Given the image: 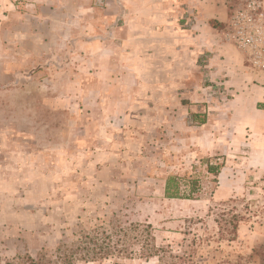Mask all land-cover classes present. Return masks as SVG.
Here are the masks:
<instances>
[{"label":"rangeland","instance_id":"374dc122","mask_svg":"<svg viewBox=\"0 0 264 264\" xmlns=\"http://www.w3.org/2000/svg\"><path fill=\"white\" fill-rule=\"evenodd\" d=\"M243 5L0 0V264H264V22L232 40ZM171 177L198 193L166 198Z\"/></svg>","mask_w":264,"mask_h":264},{"label":"built area","instance_id":"2783aa9c","mask_svg":"<svg viewBox=\"0 0 264 264\" xmlns=\"http://www.w3.org/2000/svg\"><path fill=\"white\" fill-rule=\"evenodd\" d=\"M243 3L230 21V38L246 46L256 42L262 33L260 24L264 22V0H243Z\"/></svg>","mask_w":264,"mask_h":264},{"label":"trees","instance_id":"16d2710c","mask_svg":"<svg viewBox=\"0 0 264 264\" xmlns=\"http://www.w3.org/2000/svg\"><path fill=\"white\" fill-rule=\"evenodd\" d=\"M201 124H205V122H202ZM209 173L218 174V168L216 167H210ZM191 188H190V194H181V185L179 178L177 177H171L167 180L165 185V196L169 199H193L195 197L194 195L198 193V186L196 182H189ZM238 216H232L231 220L229 222H225V224L232 225L233 229L232 232L234 234L237 233L238 230ZM224 221V220H223ZM223 228H225L224 224L222 225ZM12 264H60L58 261H52L51 259H48L46 254H42L38 259H34L32 257L24 258L22 262L20 263H12Z\"/></svg>","mask_w":264,"mask_h":264},{"label":"crops","instance_id":"0c3cea01","mask_svg":"<svg viewBox=\"0 0 264 264\" xmlns=\"http://www.w3.org/2000/svg\"><path fill=\"white\" fill-rule=\"evenodd\" d=\"M205 6V5H204ZM224 6H225V4H224ZM209 7V5H207V6H205V11H206V15H207V17H209L208 19L209 20H212V19H215V20H218V21H220V22H222V21H227V19H228V12H227V10L226 11H224L222 14L220 13V12H217V10H215V8H212V9H210V8H208ZM226 7V6H225ZM173 8V5H171V4H169L167 7H166V10H169V9H172ZM207 8V9H206ZM228 9V8H227ZM165 20H163L162 21V24L164 25V22H165V24H166V27H164V26H162L161 27V29L160 30H164V31H162V33H161V36L162 37H165V39L166 40H168V39H170V38H173V35L174 36H176L175 37V39H178L179 37V35H182V33H180L179 31H178V29H177V27H178V23L176 22V24H174L175 22H173L172 20H173V18L174 17H171V16H165ZM198 20V19H197ZM200 25V22L198 21V26ZM197 29H201L200 27H198ZM195 33V32H194ZM193 33V31H191V34H192V36L193 35H195ZM166 35V36H165ZM196 37V39H199L200 37L199 36H195ZM193 38H194V36H193Z\"/></svg>","mask_w":264,"mask_h":264}]
</instances>
